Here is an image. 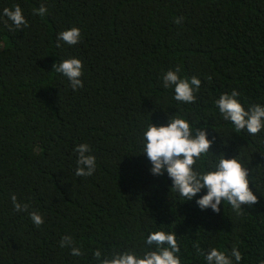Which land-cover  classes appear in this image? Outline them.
<instances>
[{
	"label": "trees",
	"instance_id": "obj_1",
	"mask_svg": "<svg viewBox=\"0 0 264 264\" xmlns=\"http://www.w3.org/2000/svg\"><path fill=\"white\" fill-rule=\"evenodd\" d=\"M42 4L46 14L34 15ZM14 5L29 27L5 25L3 9ZM72 27L81 43L57 48V35ZM68 58L83 62L76 91L53 71ZM177 65L181 78L201 81L193 104L163 87ZM233 89L246 109L264 106V0H0V264H99L96 249L101 259L129 248L142 254L155 231L175 232L181 264H206L197 243L228 254L236 245L240 264H261L264 131L236 132L223 119L215 101ZM175 114L207 127L214 156L248 168L259 202L242 206L243 215L226 202L219 213L202 211L171 189L166 172L151 174L143 132ZM80 144L96 157L90 177L75 175ZM214 156H202L198 170H212ZM13 194L43 225L14 210ZM66 235L82 256L60 247Z\"/></svg>",
	"mask_w": 264,
	"mask_h": 264
},
{
	"label": "clouds",
	"instance_id": "obj_2",
	"mask_svg": "<svg viewBox=\"0 0 264 264\" xmlns=\"http://www.w3.org/2000/svg\"><path fill=\"white\" fill-rule=\"evenodd\" d=\"M46 12L47 8L43 4L39 9L33 10V14L38 16H44ZM3 16L7 17L5 25L10 31L29 27L19 5H14L12 9L4 8ZM181 20L182 18H178L175 23L179 24ZM8 21L12 22L11 25ZM56 39L57 48L62 46L61 42L75 46L81 43V30L72 27L60 32ZM53 71L67 78L73 91L83 88V62L80 59H64L53 65ZM180 72V65H177L175 70L167 71L163 75V87L174 90L173 98L176 101L193 104L197 100L196 92L200 89L201 81L195 76L190 80L181 78ZM240 95L233 89L230 94H221L215 105L223 119L233 124L236 132L246 130L248 134L256 136L264 131V106L252 104L246 109L238 99ZM142 139L144 155L152 165L151 174L159 177L166 172L172 181L171 189L186 201L195 200L200 210L210 208L214 213H219L222 202H226L237 215H243L242 206L251 208L259 202L249 187L248 168L242 166L237 157L226 159L223 154L217 157L210 152L215 137L208 139L207 127L193 128L188 120L175 114L169 116L166 126L150 123L143 132ZM74 151L77 153L75 175L92 176L96 171V157L89 154L92 151L90 145L80 144ZM205 155L217 158L216 163L208 162V168L212 170L201 171L197 168V162ZM202 190H206V194L196 199ZM11 201L16 212L29 213L34 226L43 225V216L37 211L29 212V204L18 202L15 194L11 196ZM144 243L148 250L142 254L129 248L127 251L113 252L101 259L102 253L96 249L93 258L99 261V264H181V247L175 232H151ZM74 245L75 241L71 236L61 238V248H70L72 256H82L84 253ZM194 249L196 256H203L206 264H233V258L235 264H240L243 259L236 245L232 246L230 254L215 247L205 252L199 243L194 245ZM261 264H264V261Z\"/></svg>",
	"mask_w": 264,
	"mask_h": 264
}]
</instances>
